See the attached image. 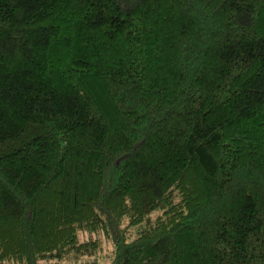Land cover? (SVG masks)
<instances>
[{"label":"trees","instance_id":"1","mask_svg":"<svg viewBox=\"0 0 264 264\" xmlns=\"http://www.w3.org/2000/svg\"><path fill=\"white\" fill-rule=\"evenodd\" d=\"M70 254L264 264V0H0V263Z\"/></svg>","mask_w":264,"mask_h":264},{"label":"rangeland","instance_id":"2","mask_svg":"<svg viewBox=\"0 0 264 264\" xmlns=\"http://www.w3.org/2000/svg\"><path fill=\"white\" fill-rule=\"evenodd\" d=\"M103 237V235H102ZM102 244V248L97 251L95 253V255L103 262H108V259L106 257V255L111 251V246L109 245V243H107V241H105L103 239L102 242H100ZM91 257L89 256H76L73 254H70L64 261L63 264H71L73 261H85L87 259H90ZM0 264H14L11 262H1Z\"/></svg>","mask_w":264,"mask_h":264}]
</instances>
